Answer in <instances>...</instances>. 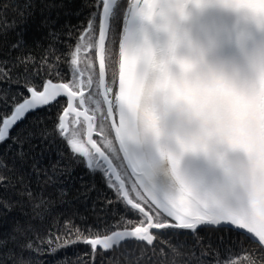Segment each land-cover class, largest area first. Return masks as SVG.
Returning <instances> with one entry per match:
<instances>
[{
  "label": "snow or ice",
  "instance_id": "6c2138e0",
  "mask_svg": "<svg viewBox=\"0 0 264 264\" xmlns=\"http://www.w3.org/2000/svg\"><path fill=\"white\" fill-rule=\"evenodd\" d=\"M34 6V0H26L25 22ZM189 6H218L264 33V0H133L131 11L140 20L142 31L155 29L167 37L159 48L146 35L142 42L134 44L119 34L118 21L125 3L90 0L93 19L89 20L88 43L83 46L90 70L86 81L79 68V43L70 59V64L77 66L76 79H65L60 72V62L67 63L68 56L61 54L53 61L48 54L56 50L54 42L62 34L56 31L47 33L49 48L41 57L46 64L43 73L31 71L35 64L32 56L17 57L11 62L0 59V146L8 145L9 151L15 147L16 157L23 160L28 155L23 150L25 145L29 151L37 147L34 141L49 147L56 145V158L46 168H41L40 163L47 149L32 158V171L37 176L43 172L51 182L71 175L78 165L93 176L99 171L104 187L98 188L93 181L83 185L86 191L82 195L96 192L94 210L99 202V211L105 216L115 209L134 215L140 224L131 231L107 235L114 226L104 220L102 228H76L74 239L48 248L32 238L33 232L39 237L38 229L17 224L11 233L0 234V264H49L43 256H56L80 244L91 251L78 257L76 264H88L89 256L91 264H95L96 256L107 255L117 239L134 237L152 245L154 235L162 233L150 234L151 229L176 230L192 238L191 247L184 242L176 245L172 264H177V258L179 264H264V49L241 70L232 72L209 66L202 54L181 55L179 22L188 18ZM45 7L51 10L63 4L50 0ZM94 20L98 21V38ZM54 23L51 17L43 21L45 27ZM36 46H40L39 42ZM12 47L26 48L23 36ZM96 58L100 61L98 81L91 72ZM18 65L24 66V72ZM108 68L113 70L111 86L105 82ZM97 87L103 88L108 105L99 129L104 133L102 140L92 136L93 116L86 109L80 110L86 103L83 90L88 89L90 98ZM158 102L165 113L174 112L181 119L172 134L176 151L161 143L168 137L161 126ZM57 106L60 111L53 120L51 112ZM69 114L77 119L83 116L87 121L86 143L90 147H85L83 137L77 140L65 135V117ZM153 148L167 162L177 185L175 191L161 194L156 187L159 165L152 155ZM221 150L239 155L225 166L226 182L212 192H202L181 172V157L203 155L223 162ZM7 168L0 153V169ZM0 208L10 210V204L0 201ZM225 232L229 235H223ZM68 233L71 236L73 229L68 228ZM245 241L261 253L259 258L247 253ZM194 248L199 249V255ZM241 253H247L245 259L240 258Z\"/></svg>",
  "mask_w": 264,
  "mask_h": 264
},
{
  "label": "trees",
  "instance_id": "16d2710c",
  "mask_svg": "<svg viewBox=\"0 0 264 264\" xmlns=\"http://www.w3.org/2000/svg\"><path fill=\"white\" fill-rule=\"evenodd\" d=\"M127 1L120 0L121 3H125V6ZM49 2L50 0H34L33 14L25 22L26 13L23 9L26 0H0V59L11 62L17 57L32 56L35 64L31 66V71L39 70L43 73L46 70V64L41 57L45 55V49L49 48L47 33L56 31L62 34L54 42L56 50H50L48 54L53 61L57 60L61 54L68 56L67 63L60 62V72L65 74V79H68L71 76V53L80 36L89 27V20L93 19L92 9L89 7L90 0H56L57 4H63V7L51 10L45 7ZM46 17H51L55 23L45 27L43 21ZM122 17L123 14L118 21L119 34ZM5 27H7L6 31H4ZM113 30L115 31V28ZM21 36L25 39L27 47L14 49L13 44ZM37 42L40 46H36ZM18 68L20 72H24L23 65H18ZM58 111H60L59 106L53 108L51 112L53 120ZM34 143L37 147L32 151H29L28 145L24 146L23 150L28 155L23 160L16 157L18 149L15 147L9 151L8 145L0 146V153H3V158L8 165L7 169H0V179L4 181L0 183V201H7L10 204V210L0 208V234L11 233L17 224L25 227L32 225L40 233L39 237L35 232L31 234L35 243L39 245L43 242V246L48 248L62 246L67 239H74L77 235L76 228H83L86 225L89 227L97 225L102 228L104 220L114 226L112 231L140 225L134 215L120 213L115 209L105 216L99 211V202L94 210L93 202L96 200V192L89 193L87 197L82 195L86 191L83 185H90L93 181L98 188L104 187L102 176L98 171L93 176L85 167L78 165L71 175L59 176L51 182L43 172L37 176L32 171V158L38 156L41 150L47 149L40 163L41 168H46L48 163L56 158V145L49 147L39 141ZM49 174H51L50 169ZM108 196L111 197V193H108ZM68 228L73 229L71 236H69ZM157 233L162 234L154 235L155 240L151 247L143 243L125 242L107 252V255H97L95 264H172L173 249L178 243L184 242L189 247L193 244L191 237L180 235L176 230L164 229ZM223 235L229 234L225 232ZM213 242L215 243V237ZM243 247L247 253H252L257 258L261 256V253L249 242L245 241ZM90 251L88 246L80 244L68 247L56 256H43V260L48 261L49 264H57L58 261L67 259L68 264H76L78 257H84V254ZM193 251L199 255L198 248H194ZM247 253H241L240 258L245 259ZM86 259L88 264H91V257ZM177 264H179L178 258Z\"/></svg>",
  "mask_w": 264,
  "mask_h": 264
},
{
  "label": "water",
  "instance_id": "95a60500",
  "mask_svg": "<svg viewBox=\"0 0 264 264\" xmlns=\"http://www.w3.org/2000/svg\"><path fill=\"white\" fill-rule=\"evenodd\" d=\"M132 2L133 0L130 1L124 15L121 37H125L131 43L135 44L142 42L146 35L154 47L159 48L163 46L167 39L165 34L159 33L155 29H148L146 32L142 31L140 20L132 14ZM142 2L143 0H141ZM187 13L188 18L179 22L180 33L183 37L180 48L178 49L181 55L202 54L209 66L219 71L232 72L241 70L253 55L259 50L264 49V33L253 26L246 25L234 14L218 6H211L204 9H195L189 6ZM97 63L100 70V61L98 58ZM156 107L157 111L161 114V126L168 137L162 140L161 143L165 144L171 150L176 151L177 149L175 141L172 139V134L180 126L181 119L174 112L165 113L163 105L159 102ZM68 116L65 117L66 122ZM109 123H111L110 120ZM86 135L88 136V128H86ZM221 152L223 162L215 157L184 154L181 157V172L190 181H194L200 191L212 192L226 182L225 166L230 164L239 155L231 151L224 152L221 150ZM152 155L159 165V170L155 178L156 187L161 194L164 191H175L177 185L168 172L167 162L159 158L154 148L152 149ZM131 230L132 228L118 229L107 235H113L114 232H127ZM161 230L164 229H151L150 234H155ZM154 240L155 238L153 239V243ZM125 242L143 243L148 247L153 245H148L146 241H139L134 237H125L123 240L117 239L113 248H117ZM112 249L107 250V252Z\"/></svg>",
  "mask_w": 264,
  "mask_h": 264
},
{
  "label": "flooded vegetation",
  "instance_id": "af4514ba",
  "mask_svg": "<svg viewBox=\"0 0 264 264\" xmlns=\"http://www.w3.org/2000/svg\"><path fill=\"white\" fill-rule=\"evenodd\" d=\"M130 1L131 0L127 1V5L125 6V11L123 13V17L122 18H124V15L126 13V9H127L128 5H129ZM118 2H120V0H118ZM122 24H123V19H122V22H121V27H122ZM94 25L96 26V35H97V32H98V21L94 22ZM89 32H90V29L88 27L84 31L83 35L80 36V39L78 41L79 44L82 42L80 45H81V50H83V51L80 54L81 55V63L79 65V68L81 70H83V77H84L85 81L88 78L90 70L86 67L88 61L84 59V57L86 55V52H85V49H84L83 46L88 43ZM73 52H75V49H74ZM76 68H77V66H74V65L70 66L71 78L72 79H76L77 78L76 75H75ZM91 72L97 78V81H98L99 67H98V63H97V58L95 59L94 68L91 69ZM112 74H113L112 68H108L107 71H106V75H105V82L109 86L112 85V79H111ZM83 91L85 93L86 103H85L84 108L80 109V110L84 111L86 109L87 110V114L89 116H93L94 123L92 125V136H93L94 139L102 140V137H103L104 133L100 132L99 129H100L101 121L103 120V115H106L107 107H108V105H107V103L105 102V99H104L103 88H99V87L93 88L92 89L93 95L90 98L87 95L88 94V89L85 88ZM109 96H111V93H109ZM78 103H79V100L76 101V104H78ZM91 108H94L95 111L91 112V110H90ZM66 124H67L66 135L68 134V131L70 129H75L76 133L72 137H74L77 140H80L81 137H83V142L85 144V147H88V145L86 144V138H87L86 128H88V123H87V121H85L84 117L81 116V117H79L77 119L74 114H70L68 116Z\"/></svg>",
  "mask_w": 264,
  "mask_h": 264
},
{
  "label": "rangeland",
  "instance_id": "374dc122",
  "mask_svg": "<svg viewBox=\"0 0 264 264\" xmlns=\"http://www.w3.org/2000/svg\"><path fill=\"white\" fill-rule=\"evenodd\" d=\"M121 29H122V27H121ZM121 35H122V30H120V36H121ZM81 43H82V42H81ZM81 43H80V44H81ZM82 51H83V50H81V53H82ZM81 53H80V54H81ZM90 110H91V112L95 111L94 108H91ZM100 127H101V125H100ZM105 131H106V130H105ZM75 133H76V130H75V129H70V130L68 131V134H67L66 136H71V137H72V136H74ZM82 135H83V134H82ZM82 135H81V136H82ZM98 172H99V171H98ZM137 226H138V225H137Z\"/></svg>",
  "mask_w": 264,
  "mask_h": 264
}]
</instances>
